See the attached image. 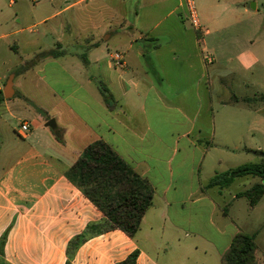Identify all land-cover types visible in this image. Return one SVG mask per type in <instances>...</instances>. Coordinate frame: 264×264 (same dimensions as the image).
I'll list each match as a JSON object with an SVG mask.
<instances>
[{
  "label": "crops",
  "instance_id": "0c3cea01",
  "mask_svg": "<svg viewBox=\"0 0 264 264\" xmlns=\"http://www.w3.org/2000/svg\"><path fill=\"white\" fill-rule=\"evenodd\" d=\"M128 4L0 0V65H9L0 75V243L4 239L6 264H122L134 252L136 264H222L238 233L257 237L263 230L251 228L243 214L249 217L264 195L254 207L237 197L263 183L259 177L207 187L227 172L219 168L224 155L264 161H255L264 155L257 138L264 136V102L254 104L264 94L259 3L233 20L191 30L181 0H152L153 10L131 17ZM92 7L95 14L82 22ZM115 53L123 55V66ZM52 119L56 129L46 127ZM24 124L29 129L22 133ZM97 141L153 193L134 237L119 229L97 232L107 217L71 174ZM256 245L264 264V250Z\"/></svg>",
  "mask_w": 264,
  "mask_h": 264
},
{
  "label": "trees",
  "instance_id": "16d2710c",
  "mask_svg": "<svg viewBox=\"0 0 264 264\" xmlns=\"http://www.w3.org/2000/svg\"><path fill=\"white\" fill-rule=\"evenodd\" d=\"M101 90L106 102L110 103L111 95L103 86ZM2 98L3 95L0 93V99ZM260 99L264 102V94ZM74 173L79 176V185L85 195L107 217L96 226L97 232L119 229L134 237L140 229L144 214L153 203V193L148 182L103 141H97L85 149L71 170V174ZM247 176L259 177L263 181L237 195L245 197L249 205L254 207L264 195V161L243 164L219 173L209 181L207 187H228L237 178ZM81 242V238L77 239L73 245L77 247ZM256 249V234L240 232L222 256V264H259ZM137 257L138 252H134L122 264H136ZM0 264H6L4 239L0 243Z\"/></svg>",
  "mask_w": 264,
  "mask_h": 264
},
{
  "label": "rangeland",
  "instance_id": "374dc122",
  "mask_svg": "<svg viewBox=\"0 0 264 264\" xmlns=\"http://www.w3.org/2000/svg\"><path fill=\"white\" fill-rule=\"evenodd\" d=\"M9 1L10 0H5V4L8 5ZM71 1L73 2V0H71ZM150 1L151 2H148L147 0H141V1H139V0H128V2H129L128 10H129L130 17L136 11L139 12L140 14H142V13H144L150 9L153 10L156 6L152 5V0H150ZM254 2L259 3V6H258L259 10L261 11L262 14H264V0H244L243 2L238 1V0H194V6H195V10H196V14H197V17L199 19V22L201 24H203V23H209L210 21H214V20L221 21V22H224L227 20H233L236 18V16L238 15L237 13L240 12V10L242 8H247V9L252 11V9H253L252 4ZM138 4H141L142 6H139ZM147 4L149 5V7ZM144 5H146V6L144 7ZM76 9H79V8H76ZM95 10H96V7H92V8L88 9V12H85V15L82 14L80 16L82 22L88 21L90 15L95 14ZM98 10H99V12H101L105 15L107 14L106 8H104L102 4H99ZM89 11L91 13H89ZM184 24L186 25L188 30L195 29L190 23L189 12H188V8L186 5H185V12H184ZM210 24H211V22H210ZM44 55L45 54H43V53L39 54V57H42ZM8 68H9V65H7V64L0 65V75L1 76L5 75ZM240 93L245 94L246 92L240 91ZM248 93H249L248 95H250V94L255 93V91L253 90V91H250ZM257 101L263 102L260 99V96H257L254 104H258ZM257 138L259 141L262 142V145H264V136L258 135ZM255 148H257V146H255ZM224 151L226 152L227 155H229L230 153H233L231 150H229V148H224ZM217 154L220 157L222 156L220 151ZM229 156H231V155H229ZM241 156H242L241 158L236 157V158H231V159L225 158V155H224V157L222 156V158H224V160H223L224 164H223V166H219V168L224 169V171H230V170H232V169H234L240 165L252 163V160L251 161L247 160L246 155H244L243 153ZM249 157L253 158L254 155L249 154L248 158ZM261 158L263 159L264 155L256 156L255 161L260 160ZM249 180H251V178H249V177L243 178L242 182L248 183ZM256 180L259 181L260 179H256ZM237 184L238 183H236L234 186H232L231 190L236 188ZM243 215L246 219V223H249L251 228L256 226V229H261V227H263V230L259 231V234L256 237V244H258V246L261 250H264V198L260 202V204L258 205L257 209L255 211H253L249 217L247 216V214H243Z\"/></svg>",
  "mask_w": 264,
  "mask_h": 264
},
{
  "label": "built area",
  "instance_id": "2783aa9c",
  "mask_svg": "<svg viewBox=\"0 0 264 264\" xmlns=\"http://www.w3.org/2000/svg\"><path fill=\"white\" fill-rule=\"evenodd\" d=\"M185 3V5L188 8V12H189V20L191 25L195 28V29H199L200 26V22L199 19L197 17L196 14V10H195V6H194V0H181ZM114 59L116 61V64L118 66H123L124 62H123V55L121 53H115L114 55ZM29 129V126L27 124H24L21 126V132L25 133L27 132Z\"/></svg>",
  "mask_w": 264,
  "mask_h": 264
},
{
  "label": "water",
  "instance_id": "95a60500",
  "mask_svg": "<svg viewBox=\"0 0 264 264\" xmlns=\"http://www.w3.org/2000/svg\"><path fill=\"white\" fill-rule=\"evenodd\" d=\"M253 7H254V5H253ZM12 83H13V76L10 77V79L7 83V86L4 90V95H5V98H7V99L11 98L13 95V94L9 93L12 90ZM46 127H49L51 129H56L57 125H56L55 120L52 119L49 122H47Z\"/></svg>",
  "mask_w": 264,
  "mask_h": 264
}]
</instances>
